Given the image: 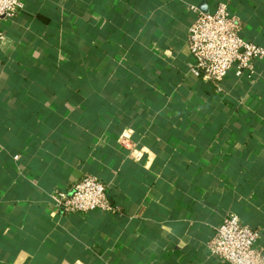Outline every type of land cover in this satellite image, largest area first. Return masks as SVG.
I'll return each instance as SVG.
<instances>
[{
  "label": "crops",
  "instance_id": "0c3cea01",
  "mask_svg": "<svg viewBox=\"0 0 264 264\" xmlns=\"http://www.w3.org/2000/svg\"><path fill=\"white\" fill-rule=\"evenodd\" d=\"M219 2L264 46V0H24L3 21L0 264H229L206 248L229 214L264 251V61L189 72L190 5ZM84 174L115 212L59 210Z\"/></svg>",
  "mask_w": 264,
  "mask_h": 264
},
{
  "label": "built area",
  "instance_id": "2783aa9c",
  "mask_svg": "<svg viewBox=\"0 0 264 264\" xmlns=\"http://www.w3.org/2000/svg\"><path fill=\"white\" fill-rule=\"evenodd\" d=\"M23 7L24 0H0V42L5 39L3 21L18 15ZM190 8L196 16L187 35L192 58L189 72L216 86L229 72L237 77H251L254 63L264 61V46L241 35L242 23L227 4L219 2L212 12L199 11L195 5ZM54 198L62 213L116 210L107 196L106 185L90 174H84L69 192H58ZM259 236L257 229L243 224L236 214H229L215 228L206 248L229 264H264V251L257 245Z\"/></svg>",
  "mask_w": 264,
  "mask_h": 264
}]
</instances>
